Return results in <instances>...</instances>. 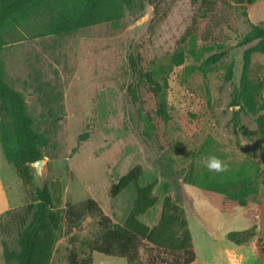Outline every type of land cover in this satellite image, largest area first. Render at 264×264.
Listing matches in <instances>:
<instances>
[{"label":"rangeland","instance_id":"obj_1","mask_svg":"<svg viewBox=\"0 0 264 264\" xmlns=\"http://www.w3.org/2000/svg\"><path fill=\"white\" fill-rule=\"evenodd\" d=\"M118 5L117 26L109 19L70 34L47 36L39 34L42 17L36 16L4 31L2 59L8 79L24 95L36 129L52 127L46 97L61 119L58 130L48 136L51 144L44 150L42 181L31 164L33 184L24 185L1 153L13 206L0 213V264H11L6 262L4 243L18 248L19 218L36 186L49 184L54 207L63 215L51 264H70L74 252L77 258L85 256L81 243L95 238L100 226L98 216L90 213L72 222L66 214L68 206L91 198L113 222L124 224L137 185L151 182H155L153 195L158 202L141 220L153 228L165 198H174L189 222L196 252L191 264H264V141L258 114H240L251 136L234 127L238 106L232 104L244 52L254 44L241 41L253 24L264 26V0L251 4L220 0L207 15L200 9V0H136L132 8ZM221 51L226 55L220 61L205 64L210 55ZM179 52L185 60L176 64L173 57ZM130 53L139 58V68L167 80L164 98L170 119L164 123L165 147L153 134L146 135L139 113L143 97L133 103L128 95V85L137 79L129 68ZM229 69L232 73L227 78ZM249 77L264 103V52L252 54ZM213 154L227 164L226 172H210L196 164ZM136 166L142 169L138 184L112 197L111 186ZM239 171L254 175L259 191L246 205L229 212L221 211L222 191L190 180L197 176L236 182ZM230 231L247 232L246 240L237 244L228 238ZM91 255L93 264H171V257L159 253L156 258L144 244L138 261L98 251Z\"/></svg>","mask_w":264,"mask_h":264},{"label":"trees","instance_id":"obj_2","mask_svg":"<svg viewBox=\"0 0 264 264\" xmlns=\"http://www.w3.org/2000/svg\"><path fill=\"white\" fill-rule=\"evenodd\" d=\"M199 1V0H194ZM220 0H200L204 15L214 9ZM257 0H247L249 4ZM121 3L132 8L136 0H0V139L8 162L16 168L24 185L33 184L34 175L31 163L44 157V150L51 144L48 137L58 130L60 116L51 106L49 97L45 105L48 115L52 118L51 129L39 131L35 127L33 117L28 113L24 95L9 81L2 53L5 47L4 31L7 27L20 25L27 20L41 16L39 34L47 36H62L90 27L104 20H115L120 16ZM247 14V13H246ZM254 43L244 52L243 70L239 85L234 89L232 104L238 106L234 111L233 122L236 129L251 136L241 122V112L258 114L256 121L259 135L264 141V103L258 99L259 87L249 77L252 54L255 51L264 52V26L252 25V29L244 36L242 45ZM226 55L221 51L210 55L206 65H213ZM176 64L185 60L183 52L174 55ZM139 58L134 53L129 54V68L135 77V82L128 85V95L133 103L143 97V109L140 108V119L147 128L146 135L155 136L161 147L167 145V133L164 123L170 119V113L164 98L167 80H159L152 70L144 71L139 68ZM232 70H228L227 78ZM42 91L41 87H37ZM85 137V136H82ZM264 148V142L262 144ZM142 169L136 166L123 175L111 186L110 195L117 196L132 183L138 184ZM212 190L224 193L221 211L229 212L236 206L246 205L248 199L259 191V182L248 171H239L236 182L219 181L197 176L190 178ZM233 186V187H232ZM155 182L137 185L133 208L124 224L113 222L104 214L94 199H87L79 206H68L66 214L74 222L80 220L86 213L96 214L100 230L95 238L84 240L81 245L86 248L85 256L70 258V264H93L91 253L98 251L106 255L127 258L138 261L139 247L144 244L156 253L165 254L171 259V264H191L196 259L192 244L189 222L182 207L167 196L159 222L151 228L141 220V216L153 208L158 199L153 195ZM232 187V188H231ZM63 215L60 209L54 207V197L49 184L36 186L31 202L23 206L19 218L18 248L10 249L4 243V256L11 264H51L56 243L62 227ZM245 231H230L228 238L237 244L246 240ZM151 258H155L150 254Z\"/></svg>","mask_w":264,"mask_h":264},{"label":"crops","instance_id":"obj_3","mask_svg":"<svg viewBox=\"0 0 264 264\" xmlns=\"http://www.w3.org/2000/svg\"><path fill=\"white\" fill-rule=\"evenodd\" d=\"M1 153L2 155H5L2 148V142L0 139V213L7 211L11 206H13V203H11V199H10L11 189L8 182L6 181V177L4 176V173L2 172Z\"/></svg>","mask_w":264,"mask_h":264},{"label":"clouds","instance_id":"obj_4","mask_svg":"<svg viewBox=\"0 0 264 264\" xmlns=\"http://www.w3.org/2000/svg\"><path fill=\"white\" fill-rule=\"evenodd\" d=\"M198 166L203 165L210 172L223 173L228 169L227 164L216 155H208L196 161Z\"/></svg>","mask_w":264,"mask_h":264},{"label":"water","instance_id":"obj_5","mask_svg":"<svg viewBox=\"0 0 264 264\" xmlns=\"http://www.w3.org/2000/svg\"><path fill=\"white\" fill-rule=\"evenodd\" d=\"M31 164L35 168V175H36L38 181H42L44 178V173H45L46 159L41 158L39 160L33 161ZM43 186H44V184L40 187H43Z\"/></svg>","mask_w":264,"mask_h":264}]
</instances>
